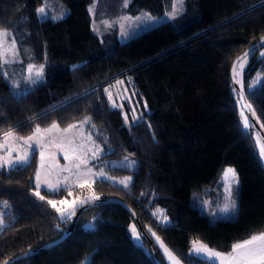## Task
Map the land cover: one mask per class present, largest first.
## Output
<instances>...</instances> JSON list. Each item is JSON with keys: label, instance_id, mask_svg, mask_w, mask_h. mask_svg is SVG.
<instances>
[{"label": "trees", "instance_id": "16d2710c", "mask_svg": "<svg viewBox=\"0 0 264 264\" xmlns=\"http://www.w3.org/2000/svg\"><path fill=\"white\" fill-rule=\"evenodd\" d=\"M61 1L67 12L51 20L36 15L40 0H0V28L11 32L21 60L43 63L42 79L19 94L0 69V133L84 121L85 132L103 149L104 170L130 179L37 187L36 151L26 163L0 168V199L7 201L0 264L65 230L57 243L9 264H77L85 256L87 264H156L152 249L165 264L153 233L184 264H215L189 250L192 240L227 251L263 231V141L239 104L229 67L264 33V0H183L175 16L125 40L117 38L114 25L96 32L89 6L96 19L114 21L140 11L161 14L171 0H129L125 6L122 0ZM248 52L235 63L234 77L264 133V42ZM121 78L126 92L114 104L107 90ZM124 157L133 161L132 168L121 164ZM226 164L238 178L236 211L210 218L201 206L215 196ZM89 193L118 197L131 212L116 202L93 201L73 221V215L61 218L60 201ZM89 200L73 204L71 212ZM133 225L143 244L132 238Z\"/></svg>", "mask_w": 264, "mask_h": 264}, {"label": "rangeland", "instance_id": "374dc122", "mask_svg": "<svg viewBox=\"0 0 264 264\" xmlns=\"http://www.w3.org/2000/svg\"><path fill=\"white\" fill-rule=\"evenodd\" d=\"M128 1L129 0H127V3ZM182 2L183 0H171L170 9L158 15L147 14L146 12L140 11L135 15H117V18L114 19V21H112V19H108L107 17L103 18L102 20L96 19L95 17H93V10L89 6L91 25L96 32L102 30V27H104V30H106L110 26L114 25L117 30V38L119 40H125L129 36L134 35L145 28H148L163 20H167L170 17L175 16V14L181 10ZM121 3L123 6L127 4L126 0H122ZM41 7L45 8L44 15L38 13V9H40ZM66 12L67 7L61 0H40V3L35 7V13L39 18L47 17L51 20L63 17ZM0 30H5L7 32V37H5L3 39V43L0 44V53H3V55H0V69L3 76L7 79L12 92L15 94H19L42 79L43 63L34 61H22L18 54L17 42L12 37L11 32L6 28H0ZM29 68L32 69L31 72L29 71ZM37 70H42L40 77L36 76ZM125 85L126 81L124 80V78H121L115 80L109 87V89L107 90V94L110 97L112 103H120L124 92H126ZM83 122H71L67 125H58L57 123L52 122L46 126H39L41 131L43 132L44 129L50 128L53 123L58 125L56 129H53L51 132L45 133L42 136L38 137L39 143H37L35 140L31 141L30 143H25V138L32 136L37 127L33 128L32 131L25 134H21L9 129L2 131L0 133V145H4V147L0 148V157H4L6 159L11 158L15 162L17 161L18 157L27 154L29 158L31 153L33 151H36V169L34 172V183L37 186L36 173L39 171V187L50 188L48 186L49 184L54 185V188L59 186L90 184L92 180L99 177L105 178L111 182L122 181L125 180V178H130L129 174L117 176L104 170V158L99 159V156L103 152V149L101 148V146L95 143L85 132V127L83 126V124L85 125V122ZM69 125H75L76 127L72 128L68 132H65L64 130L68 128ZM9 131L13 132L14 135L8 137L6 140L5 133ZM41 151L44 152L43 168H41ZM65 155H67L69 159H65ZM261 158L264 164V156L261 155ZM82 160L86 161V163H81ZM120 162L121 164H125V166H128L129 168L133 167V161L129 158L124 157ZM18 163L22 162H15L13 165ZM94 163H96V165H94ZM117 163L119 162L115 160L109 161V164L111 165ZM76 165H79V168H77ZM5 167L7 168L9 166L6 165ZM229 168L234 169L229 164H226L222 167L220 175L215 182L216 186H218L216 188L215 196L213 198L209 197L208 199L204 200V203L201 206L202 209L209 213L208 215L210 218L228 217L230 215H233V213L236 211L238 178L236 172L235 178H233L231 174L225 177V170ZM127 181H129V179ZM91 195L92 194L89 193L84 197L78 198V200H62L59 203L60 209L64 210V215H66L71 212L73 204L81 203L86 199H92L93 196ZM5 202H7L5 199H0V220H2L3 211L7 208V203L5 205ZM59 214L61 213L59 212ZM261 232H264V230ZM131 235L136 243L143 244V242L133 234L132 227ZM250 236L236 241L235 243L242 242L243 240L250 238ZM156 237L158 236L153 235V241L156 248L159 250L161 257L163 258L164 263L172 264V261L169 260L165 255L164 250L163 248H161L160 243L157 241ZM160 241L162 240L160 239ZM194 241L197 240H192L189 246V250L192 253L205 257L209 260L215 259L208 256L206 253L196 252L194 250ZM208 248L212 249L210 247ZM212 250L227 253L231 251V247L227 251H220L216 249ZM172 254L176 257L177 260H179L173 252ZM87 260L88 257L85 256L77 264H87ZM213 261L215 262V264H220L218 259H215ZM179 262L180 264H184L180 260Z\"/></svg>", "mask_w": 264, "mask_h": 264}, {"label": "snow or ice", "instance_id": "6c2138e0", "mask_svg": "<svg viewBox=\"0 0 264 264\" xmlns=\"http://www.w3.org/2000/svg\"><path fill=\"white\" fill-rule=\"evenodd\" d=\"M127 3V0H126ZM38 13L44 15L45 14V8L41 7L38 9ZM7 37V32L5 30H0V44L3 43V39ZM262 42H264V37H262ZM250 54V52H246L244 54V57H247ZM0 55H3V53H0ZM243 59V58H241ZM242 66V65H241ZM29 71L31 72L32 69L29 68ZM42 70L36 71V76H41ZM233 72L235 74L236 72V65H233ZM239 82V81H237ZM250 107V106H249ZM255 115V113H253ZM244 125L245 127H249L248 119L245 117L244 119ZM58 125L53 123L50 128L44 129L43 132L41 131L40 127L37 126L32 136H29L25 138V143H30L31 141L35 140L37 143H39L38 137L42 136L45 133L51 132L53 129H56ZM75 125H69L68 128H66L64 131L68 132L72 128H75ZM13 132L9 131L5 133V139L7 140L8 137L13 136ZM4 147V145H0V148ZM261 155L264 156V145L260 148ZM95 155V154H94ZM41 156V168H43V160H44V152H40ZM65 159H69L67 155H65ZM28 155L25 154L21 157L17 158V161L15 162H27ZM11 158H4L0 157V168L7 166H12L15 163ZM81 163H86V161H81ZM77 168H79V165H76ZM68 170V169H65ZM90 171V170H89ZM229 174L233 178H235V171L234 169H226L225 170V177H227ZM36 179H37V187H39V181H40V172L38 171L36 173ZM130 178H125V180L120 181L121 183H125ZM50 188H54V185L49 184ZM36 195H40L39 192L36 193ZM98 198V197H94ZM40 199H44L43 196H40ZM83 202V201H82ZM7 202H5L6 205ZM48 203L52 205L54 208H56V202L49 200ZM57 212L61 213V218H64V210L60 208H56ZM74 212L68 213V216L70 218L71 215H74ZM3 221L0 220V225H2ZM132 232L137 238H139V234L137 233L136 227L132 226ZM155 235V233H153ZM157 241L160 243L161 248H163L165 255L169 260L172 261V264H180L179 260L176 259V257L172 254V252L163 244L162 241H160L159 237H156ZM194 250L196 252H203L206 253L208 256L213 257L215 259H218L220 264H264V232L253 234L250 236V238L243 240L242 242H237L231 245V251L230 252H219L212 249H209L206 245L200 243L199 241H194ZM4 264H9L8 261H5Z\"/></svg>", "mask_w": 264, "mask_h": 264}, {"label": "water", "instance_id": "95a60500", "mask_svg": "<svg viewBox=\"0 0 264 264\" xmlns=\"http://www.w3.org/2000/svg\"><path fill=\"white\" fill-rule=\"evenodd\" d=\"M262 37H264V33L259 36L256 40H254L253 42H251L250 44H248L243 50H241L231 61V64H230V67H229V77H230V80H231V84L233 86V88L235 90H237V97H238V101H239V104L242 108V110L244 111V113L246 114V116L248 117L250 123L253 125L254 129L256 130V132L259 134V137L262 139L263 141V145H264V133L262 132V130L260 129V127L258 126V124L255 122V120L253 119L252 115L250 114L245 102H244V99H243V96H242V93L241 91L239 90L238 86H237V83H236V80H235V77H234V72H233V65L237 62V60L242 57L246 52H248L253 46H255L256 44L260 43L262 41ZM116 75L112 76V77H115ZM111 77V78H112ZM95 202V201H110V202H116V203H119L121 204L122 206H124L129 212H131V208L128 206V204H126L123 200H121L120 198L118 197H114V196H107V197H103V198H93L87 202H85L84 204H82L81 206H79L75 212V214L73 215V218L71 221L74 220L77 212L84 208L85 206H87L89 203L91 202ZM134 220H135V224H136V227L138 229V231L140 232V234L142 236H144L145 238H148L146 232L144 231V229L141 227L139 221L136 219V217L134 216L133 217ZM66 232L67 230H65L60 236H58L57 238H54L44 244H42L41 246L39 247H34L32 249H27L23 252H20L18 254H15L7 259H5L3 261L2 264H4L5 261H8L9 263L15 259H19V258H22V257H25L27 255H29L30 253L32 252H36L37 250L43 248V247H47V246H50L54 243H57L58 241H60L61 239H63L66 235ZM152 256L156 262V264H160L159 260L157 259V256H156V253L154 251V249H152Z\"/></svg>", "mask_w": 264, "mask_h": 264}, {"label": "crops", "instance_id": "0c3cea01", "mask_svg": "<svg viewBox=\"0 0 264 264\" xmlns=\"http://www.w3.org/2000/svg\"><path fill=\"white\" fill-rule=\"evenodd\" d=\"M203 203H204V202H203ZM213 260H215V259H213ZM213 260H212V261H213ZM213 262H214V261H213Z\"/></svg>", "mask_w": 264, "mask_h": 264}]
</instances>
